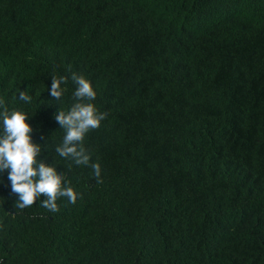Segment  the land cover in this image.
Listing matches in <instances>:
<instances>
[{
	"label": "trees",
	"instance_id": "obj_1",
	"mask_svg": "<svg viewBox=\"0 0 264 264\" xmlns=\"http://www.w3.org/2000/svg\"><path fill=\"white\" fill-rule=\"evenodd\" d=\"M73 73L102 182L55 151ZM0 99L80 194L21 210L0 173V264H264V0H0Z\"/></svg>",
	"mask_w": 264,
	"mask_h": 264
},
{
	"label": "clouds",
	"instance_id": "obj_2",
	"mask_svg": "<svg viewBox=\"0 0 264 264\" xmlns=\"http://www.w3.org/2000/svg\"><path fill=\"white\" fill-rule=\"evenodd\" d=\"M71 79L77 86L73 93L75 103L67 112L60 110L55 116L65 132L62 144L55 151L77 165L91 167L98 182H102L99 179L101 166L99 163H91L83 141L86 134L101 126L107 113L99 112L90 102L95 100L97 93L88 79L76 73L72 74ZM67 82L66 76L52 77L50 94L56 101L62 99L65 92L62 85ZM19 99L31 102L32 98L24 91L19 93ZM0 109V173L10 170L8 180L11 182V190L18 196L15 207L21 210L29 208L40 197L45 198L42 206L52 212L60 210L57 201L61 198H67L69 203L75 204L80 194L64 184V174L58 173L54 166L38 160L42 148L32 140L34 129L27 122L28 115L15 109L9 112L3 99H0Z\"/></svg>",
	"mask_w": 264,
	"mask_h": 264
}]
</instances>
